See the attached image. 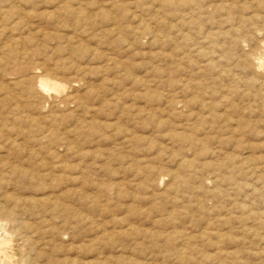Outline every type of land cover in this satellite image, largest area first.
<instances>
[{
	"label": "rangeland",
	"instance_id": "obj_1",
	"mask_svg": "<svg viewBox=\"0 0 264 264\" xmlns=\"http://www.w3.org/2000/svg\"><path fill=\"white\" fill-rule=\"evenodd\" d=\"M263 45L264 0H0L3 264H264Z\"/></svg>",
	"mask_w": 264,
	"mask_h": 264
},
{
	"label": "bare ground",
	"instance_id": "obj_2",
	"mask_svg": "<svg viewBox=\"0 0 264 264\" xmlns=\"http://www.w3.org/2000/svg\"><path fill=\"white\" fill-rule=\"evenodd\" d=\"M261 33V32H260ZM259 34V33H258ZM264 46V45H263ZM261 47H262V45H261ZM261 57H263V56H261ZM264 59V58H263ZM257 65H258V67H261V68H264V62H261V61H259V62H257ZM256 66V65H255ZM36 67V66H35ZM257 67V68H258ZM39 68V67H38ZM41 69V68H40ZM34 70V69H33ZM25 71V70H24ZM26 71H29L28 69L26 70ZM25 71V72H26ZM29 72H31V71H29ZM39 73H40V70H39ZM25 75V74H24ZM37 75H40V74H37ZM41 75H43V73L41 74ZM45 76H47V75H45ZM31 78H32V76H30ZM33 77H35V76H33ZM38 78V77H37ZM41 78V77H40ZM33 79V78H32ZM55 79V78H54ZM30 81H31V79H30ZM60 81V80H59ZM37 83V82H36ZM39 86H40V88L41 89H43V90H45V91H48V92H50L51 90H54V91H57V90H59L60 89V91H61V88H62V85L60 84V82H57V81H54L53 79H49V78H43V79H41L40 80V84H39ZM65 88V87H64ZM38 90V89H37ZM39 91V90H38ZM53 92V91H52ZM41 93V92H40ZM77 93V92H76ZM42 94V93H41ZM50 94V93H49ZM42 95H44V94H42ZM41 95V96H42ZM54 96V95H53ZM49 97H50V95H49ZM56 97V96H55ZM69 97V96H68ZM41 99V98H40ZM42 99H44V98H42ZM47 99H48V97H47ZM55 99V98H54ZM47 102V101H46ZM3 211H5V210H3ZM3 220V219H2ZM6 220V219H5ZM10 221V220H9ZM1 222V221H0ZM3 222V221H2ZM0 223L1 224V228H0V264H3L4 262H6L7 261V254L5 253V249H7L6 248V246L9 244V240H10V238H9V232L7 231V230H5V228L4 227H2L3 226V224L4 223ZM5 222V221H4ZM5 226V225H4ZM11 232V231H10ZM24 240V239H23ZM10 246V245H9ZM33 253V252H32ZM30 254V253H29ZM35 257V256H34Z\"/></svg>",
	"mask_w": 264,
	"mask_h": 264
}]
</instances>
